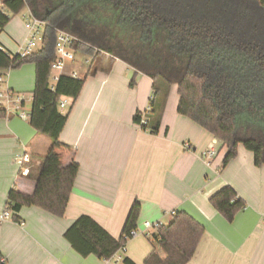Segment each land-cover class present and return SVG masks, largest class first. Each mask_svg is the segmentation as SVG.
Wrapping results in <instances>:
<instances>
[{
	"label": "trees",
	"instance_id": "16d2710c",
	"mask_svg": "<svg viewBox=\"0 0 264 264\" xmlns=\"http://www.w3.org/2000/svg\"><path fill=\"white\" fill-rule=\"evenodd\" d=\"M25 8L45 22L43 43L25 57L4 51L0 44V73L35 64L28 120L51 146L32 159L27 176L34 181L32 193L13 189L9 194L7 205L15 221L21 223L18 213L25 206L63 217L79 171L76 162L65 165L61 160L60 150L69 147L60 139L69 112L61 110L59 100L71 99L73 105L92 72L80 78L64 74L52 90L51 63L60 29L80 39L77 52L92 59L108 54L152 79L145 129L158 132L171 88L177 85L178 112L226 147L222 167L237 156L239 145L253 152L256 166L264 164V0H2L0 33ZM4 117L9 116L0 107ZM141 118V112L134 116L137 123ZM210 202L229 222L246 207L230 185ZM140 210L136 201L119 238L85 214L64 237L81 256L109 260L137 229ZM204 232L187 212L176 210L152 235L154 250L144 264H187ZM123 261L135 264L127 257ZM0 264H5L1 252Z\"/></svg>",
	"mask_w": 264,
	"mask_h": 264
},
{
	"label": "crops",
	"instance_id": "0c3cea01",
	"mask_svg": "<svg viewBox=\"0 0 264 264\" xmlns=\"http://www.w3.org/2000/svg\"><path fill=\"white\" fill-rule=\"evenodd\" d=\"M11 21L0 33V44L4 51L17 54L28 32L18 41L17 29L9 28ZM78 65L67 71H77ZM83 65L86 69L80 77L88 70L92 73L75 103L68 99L61 109L69 112L60 137L69 147L60 150L61 160L79 165L65 215L25 206L18 213L21 223L14 219L0 223L5 264H125L114 257L81 256L64 233L85 214L119 238L136 201L141 205L138 235L115 253L123 260L144 264L154 250L152 235L158 229L148 223L168 224L176 210H183L205 228L187 264H264V164L256 166L253 152L239 145L237 156L222 167L226 147L178 112L177 85L171 88L158 132L152 133L134 120L150 103L153 81L149 76L105 53ZM11 70L4 85L29 102L20 82L31 71L35 75V64H25L12 75ZM215 140L218 154L208 164L203 152ZM50 146L51 140L29 120L15 115L0 118V211L8 204L11 190L30 194L34 189V181L21 174L16 155L26 150L33 159L45 155ZM226 185L246 202L232 222L210 202Z\"/></svg>",
	"mask_w": 264,
	"mask_h": 264
},
{
	"label": "built area",
	"instance_id": "2783aa9c",
	"mask_svg": "<svg viewBox=\"0 0 264 264\" xmlns=\"http://www.w3.org/2000/svg\"><path fill=\"white\" fill-rule=\"evenodd\" d=\"M0 8H2V0H0ZM25 25L28 31L25 43L22 45L18 54L25 57L34 51H36L43 43L44 39V27L45 22L35 17L32 13L25 15ZM81 42L80 39L73 35L72 33L65 30H57L56 42H55V58L51 63V88L55 90L56 83L60 77L64 74H69L74 78H80V75L76 70L67 71L69 66L77 63L89 64L90 58L85 56L83 53H79L75 49V44ZM11 69L0 73V107L5 108L8 116L15 115L21 119L28 120L29 112L26 109L27 99L22 93L15 92L4 85L6 76L9 75ZM152 98V97H151ZM68 98H62L59 100V106L64 109L68 105ZM152 109L151 99L149 105L141 111L142 118L139 123H137L141 128L147 124V113ZM217 140L210 143L207 149L203 152V156L206 158L208 164H211L213 158L218 154V148L216 146ZM185 147L189 148L190 143H185ZM16 162L20 167V172L22 175L28 176L31 172V155L26 150H22L15 157ZM13 212L8 208V205L0 211V223L12 220ZM162 225L161 222H155L153 224L148 223V227L152 229H157ZM138 235V230H132L130 233V238ZM122 247L120 250H124ZM116 262L123 261V257L114 255Z\"/></svg>",
	"mask_w": 264,
	"mask_h": 264
},
{
	"label": "rangeland",
	"instance_id": "374dc122",
	"mask_svg": "<svg viewBox=\"0 0 264 264\" xmlns=\"http://www.w3.org/2000/svg\"><path fill=\"white\" fill-rule=\"evenodd\" d=\"M24 14H28L27 8H25L21 13L15 15L13 17V20L11 21V24L9 25V28L13 27V28L17 29V34H15L17 36H14V35L13 36L18 41H23V39L25 38V36H26V34L28 32V31H26L27 28L25 29L26 26H25V20H24V17H23ZM88 58H91V57L88 56ZM85 65H88V64H85ZM20 68L12 69L10 75H12V73H15V72L19 71ZM85 69H86V67H84V65L82 63H79V65L77 67V73L79 75H83V71ZM34 82H35V75H34L33 71H31L29 77L23 78L21 80V82H20V85L24 88V90L21 91V92L26 93L27 97L30 99V101L27 102V104H26V109H28V110H30L31 104H32L31 100H32V97H33Z\"/></svg>",
	"mask_w": 264,
	"mask_h": 264
}]
</instances>
